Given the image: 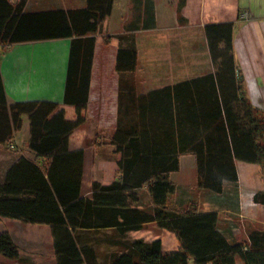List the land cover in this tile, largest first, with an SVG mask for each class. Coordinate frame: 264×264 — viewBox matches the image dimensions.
<instances>
[{"label":"trees","instance_id":"1","mask_svg":"<svg viewBox=\"0 0 264 264\" xmlns=\"http://www.w3.org/2000/svg\"><path fill=\"white\" fill-rule=\"evenodd\" d=\"M185 1H179V9ZM26 3L0 0V44L72 38L65 103L76 106L78 118L68 120L54 101L9 103L0 68V142L11 141L27 116L28 144L36 153L35 159L19 155L0 181V216L50 224L57 264H189L191 259L195 264H236L238 258L244 264H264V226H250L248 238L240 239L220 227L218 211L193 204L178 209L169 201L177 189L170 174L179 170L184 153L196 155L198 184L207 190L222 193L227 182L238 185L237 160L259 164L264 180V111L252 106L237 78L234 23L206 26L214 72L167 88L161 101H143L138 136L127 140L116 131L108 144L121 153L120 176L111 184L94 182V196L88 198L81 196L84 151H70L69 139L86 121L82 112L89 102L94 35L111 14L113 0L41 12H26ZM120 40L117 69L134 70L135 37L125 34ZM145 186L153 202L150 209L137 205ZM254 200L264 204V190ZM150 222L174 232L180 249L164 253L160 238H127ZM108 229L116 232L115 251H99L87 242L85 231ZM0 253L21 259L9 232H0Z\"/></svg>","mask_w":264,"mask_h":264},{"label":"crops","instance_id":"2","mask_svg":"<svg viewBox=\"0 0 264 264\" xmlns=\"http://www.w3.org/2000/svg\"><path fill=\"white\" fill-rule=\"evenodd\" d=\"M179 1L113 0L111 14L101 22L94 35L96 45L89 102L82 112L86 121L69 139L70 151H84L83 197L93 198L94 182L111 184L120 176L121 153L103 138H110L108 133L103 129L98 133V124L108 125L105 129L120 130L122 137L130 140L141 131L143 101H161L168 93L167 88L215 71L206 33L208 24L234 23L237 78L243 82L252 106L264 111V0H186L181 9ZM89 2L27 0L25 11H67L86 8ZM125 34L135 37L138 51L137 66L131 71L117 69L120 36ZM71 42L72 38L63 37L0 44V68L9 103L54 101L65 110L68 120H76V106L65 103ZM155 126L159 129L158 123ZM29 139L30 121L24 116L22 130L17 131L11 141L0 142V181L5 179L8 168L19 155L36 158L29 147ZM73 164L71 160L70 166ZM236 165L238 185L227 182L225 190L216 193L199 186L196 155L182 154L179 170L170 174L177 186L176 192L169 197L170 205L180 209L193 204L202 211H218L222 229L237 237L244 232V239H247L248 227L264 225V204L254 200L255 194L264 190V180L259 164L237 160ZM194 173L197 179L191 178ZM139 193L141 199L137 205L152 208L146 186L139 189ZM0 232L11 234L22 259H9L0 253V264H22L24 261L27 264H57L54 229L50 224L0 216ZM84 234L87 242L99 251L109 253L117 248L115 229L90 230ZM127 238L146 241L160 238L164 253L181 247L177 235L156 222L128 232ZM151 258L157 260L156 255ZM189 264H195L194 260ZM236 264L244 263L238 258Z\"/></svg>","mask_w":264,"mask_h":264},{"label":"rangeland","instance_id":"3","mask_svg":"<svg viewBox=\"0 0 264 264\" xmlns=\"http://www.w3.org/2000/svg\"><path fill=\"white\" fill-rule=\"evenodd\" d=\"M27 123H28V121H27ZM108 126V125H107ZM105 124H98V133L100 134V129H105L106 127H107ZM101 127V128H100ZM22 130V129H21ZM97 133V134H98ZM98 136V135H97ZM110 138H105V137H103L104 139H106V142H109L108 140H111L112 139V136H110V135H108ZM114 149V148H113ZM192 177H195V179H197V177H196V174L194 173V175H192L191 176V178ZM254 225H262V226H264L263 224H254ZM247 229H249V227L247 228ZM240 239H244L245 238V233L244 232H240L239 233V236H238ZM22 260V259H21ZM20 260V261H21ZM22 264H27V262L26 261H24Z\"/></svg>","mask_w":264,"mask_h":264},{"label":"built area","instance_id":"4","mask_svg":"<svg viewBox=\"0 0 264 264\" xmlns=\"http://www.w3.org/2000/svg\"><path fill=\"white\" fill-rule=\"evenodd\" d=\"M103 131H105L106 133H108V135L110 136H114L116 131L115 130H110V129H103Z\"/></svg>","mask_w":264,"mask_h":264}]
</instances>
